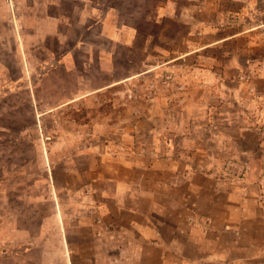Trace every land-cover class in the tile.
I'll list each match as a JSON object with an SVG mask.
<instances>
[{
  "label": "rangeland",
  "instance_id": "1",
  "mask_svg": "<svg viewBox=\"0 0 264 264\" xmlns=\"http://www.w3.org/2000/svg\"><path fill=\"white\" fill-rule=\"evenodd\" d=\"M215 7L0 0V264H93L155 203L207 231L246 203L263 259L264 0Z\"/></svg>",
  "mask_w": 264,
  "mask_h": 264
},
{
  "label": "crops",
  "instance_id": "2",
  "mask_svg": "<svg viewBox=\"0 0 264 264\" xmlns=\"http://www.w3.org/2000/svg\"><path fill=\"white\" fill-rule=\"evenodd\" d=\"M209 1L216 3L214 10L218 14L217 18L226 17L228 10L235 15L243 13L252 2V0ZM223 2H229L231 6L226 9ZM230 201L239 200L231 195ZM245 204L237 202L231 204L230 218L225 219L223 226L213 224L207 231L208 227L200 228L199 224L194 222V215H189V221L184 225L176 220L166 223V220L159 218L164 216L163 209L155 203V207L144 211V217L140 220L135 218L130 220V223L112 224V228L107 231L108 247L93 255V264H254L253 261L258 258L259 264H264V257L261 259V254L245 251L250 245H245L241 240V225L232 222L237 210H240L243 219L250 215ZM133 211L136 214H143L140 210ZM193 211L198 219L212 220L211 217L215 215V208L209 211L196 209ZM155 214L158 219H151L150 217ZM229 231L235 234V238L225 241L224 235ZM209 236L213 238L208 240ZM257 241L249 242L253 247ZM238 251L242 253L244 251V254H237Z\"/></svg>",
  "mask_w": 264,
  "mask_h": 264
}]
</instances>
